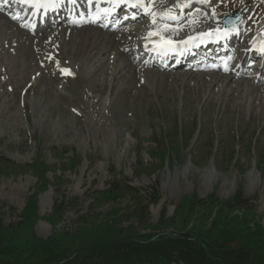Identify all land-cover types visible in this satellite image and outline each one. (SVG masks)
<instances>
[{"label": "rangeland", "instance_id": "374dc122", "mask_svg": "<svg viewBox=\"0 0 264 264\" xmlns=\"http://www.w3.org/2000/svg\"><path fill=\"white\" fill-rule=\"evenodd\" d=\"M242 4L249 14L256 1H224L219 12ZM12 51L0 49V258L103 264L119 241L170 245L169 264H203L188 256L192 247L212 264H264V108L255 92L222 95L226 81L181 80L180 70L154 86L133 79L117 96L122 81L104 66L84 83L93 94L82 97L71 81L77 94L62 99L49 69V82L24 91L38 68L33 55Z\"/></svg>", "mask_w": 264, "mask_h": 264}, {"label": "bare ground", "instance_id": "6f19581e", "mask_svg": "<svg viewBox=\"0 0 264 264\" xmlns=\"http://www.w3.org/2000/svg\"><path fill=\"white\" fill-rule=\"evenodd\" d=\"M130 1L134 2L135 0H130ZM144 1L145 2L143 4L136 3L140 6L135 7L141 10H143L144 8H148L146 16H144L145 17L144 22H140L139 20H136L135 24H133L132 22H128V24L130 25V27L128 28L133 29L137 33L136 40L139 44L142 45V47L146 46L145 42L148 40L149 36H151V34L153 33H158L159 35H163L166 38L181 42L184 38L188 36L201 34L203 30H209L221 26V23L219 22L218 19L220 18V16L216 14L214 7L211 8L210 3L204 0L201 2L193 1L190 2L189 4L186 3L183 4V11L182 14L180 15H174V13L172 12V10L175 9L174 6L175 0H144ZM3 2L4 0H0V4H3ZM0 9L5 10L6 8L4 7L2 8L1 6ZM128 13H132V12H128ZM16 14L17 11L14 12V15ZM171 17H174L175 19H172ZM1 18H5L3 20V23L0 22L1 50L7 47H16L11 55L16 59L21 60L31 55L37 56V53L39 52H44L45 55L48 58H50L54 56V51L60 48L59 50L60 53L62 54V60L58 61L57 67H59L60 71L64 68H68V71L71 73V75H73L74 80L72 81H78L80 83L81 86L80 90L82 91V97L87 96L88 93L93 94V92H90L89 91L90 89H88V87L84 83L90 80L91 77L90 75H92L93 72L96 73L101 72L102 71L101 69H103L102 67L104 66L108 68L107 60L113 61L112 63L114 64L113 65L114 68L112 69L113 70L112 74L122 81L121 83H118L114 88L116 90L115 92L117 93V96H122L123 94H125V92H127V88L131 86V81L133 79L136 80L135 86L140 83H142L143 85L144 83H146L145 84L146 86L147 85L153 86L155 85V82L162 77L163 72L159 73L152 67V65H155L152 63L156 61L155 60L156 55L148 52V50L145 51V55L142 54L141 51H138L136 54L133 55V57H136L139 53L143 55V57L137 64H134V59L133 58L131 59L130 56L127 55L125 49L122 47L121 40L116 38V36L112 32L110 33L96 28L93 29L91 26H86L85 28L80 27L79 31L77 30V28H73L70 30L68 28V25L63 26V22L61 21L60 24L55 26L56 27L55 32H52V34L48 33L49 36H52L51 38H54L53 42L49 44L43 43L39 46L38 44L33 43V39H29L28 32L24 31V29L20 25L16 26L14 24L16 21L15 17L12 18L8 15L0 14V19ZM124 26L125 24L123 25V27ZM47 28H44L42 30H46ZM12 31H16L17 33L13 34ZM68 31L69 33L66 34V32ZM130 34H132V32H130V30H127L126 35H130ZM253 35H256L253 41H257V40L260 41L263 39L262 42H264V27H261L260 29L251 32V36ZM2 36L4 37L1 38ZM5 39L7 40L6 42L8 44L5 42ZM66 39L69 42H66L65 41ZM22 40H24L28 44H24ZM122 43H125L127 47H129L130 45V41L126 39H123ZM31 44L34 45L35 51H33L32 48H29V46L31 47ZM51 45H53V51H47V47ZM180 47L184 48L183 46H179L178 49H180ZM95 50H98V52L96 51L95 53H93V51ZM22 51H23L22 53L23 55L19 57L20 56L19 54ZM124 53L128 56L130 61L125 56ZM123 56L128 59L127 63L125 61L124 63H122L120 58ZM185 73L179 76L181 80L186 78L187 75H192V73L194 72L191 73L185 72ZM196 73H194L195 76ZM71 75H68L67 76L68 78L62 77L65 82L62 85L55 86V94L60 96L62 99H63L62 92H66L67 94V92L71 93V91H74V94H77L75 89H73L72 87L70 89L69 79L71 77L69 76ZM168 77L171 78L172 75H168ZM221 77H223V79L227 78L228 79L227 83L231 82L232 84L231 87L233 90L231 91L230 94H234L238 86L240 88L242 87V92H244L242 93L243 96L245 94H247V96L250 94L252 95V92H255L256 93V94L254 93L255 97L261 98L260 101L262 102V107L264 108V99H263L264 90L255 88L254 86H252L251 88L250 86L252 84H247V82H245V80H242L241 78H235L238 76L232 73L229 74V76H223L221 74L216 73L215 82L216 83L218 81L220 82ZM37 79L40 78L36 77L35 81ZM201 82L202 83L204 82L201 78L197 79L196 85ZM227 83L225 86L219 87V93L221 92L220 94L223 95L230 92ZM243 86L246 87L243 88ZM133 89H135V87ZM39 93L43 94L44 91H40ZM92 97L96 98L95 95H93ZM109 99L111 98H109L108 96L103 97L102 104H105ZM72 101L74 100L72 99ZM93 102H95V100ZM106 112H109V109Z\"/></svg>", "mask_w": 264, "mask_h": 264}, {"label": "trees", "instance_id": "16d2710c", "mask_svg": "<svg viewBox=\"0 0 264 264\" xmlns=\"http://www.w3.org/2000/svg\"><path fill=\"white\" fill-rule=\"evenodd\" d=\"M118 245L110 247V252H103L101 253L103 264H169L168 261L164 260L163 255L167 254L168 251H171L170 245L167 244H160L157 246H152L151 244H139L138 243H123L116 242ZM179 250V249H178ZM174 249V251H178ZM187 254L189 257L193 255L194 259L202 260L203 264H212L214 260L208 257L205 252H198L194 251L192 247L187 248ZM109 253V254H108ZM180 253V252H179ZM46 252H44V255ZM161 257V259H160ZM66 257H62L64 259ZM81 258L79 256H72L65 259L62 263L63 264H87L82 260H78ZM83 259V258H82ZM182 260H185V257H181ZM50 262V261H49ZM0 264H14L10 261L0 258Z\"/></svg>", "mask_w": 264, "mask_h": 264}, {"label": "snow or ice", "instance_id": "6c2138e0", "mask_svg": "<svg viewBox=\"0 0 264 264\" xmlns=\"http://www.w3.org/2000/svg\"><path fill=\"white\" fill-rule=\"evenodd\" d=\"M24 2L25 3H27V0H24ZM140 5H138V4H136V5H133V7H139ZM172 19H175L174 17H171ZM153 22H155V21H153ZM64 74H66V75H71V73L68 71V70H66V69H62L61 70Z\"/></svg>", "mask_w": 264, "mask_h": 264}, {"label": "water", "instance_id": "95a60500", "mask_svg": "<svg viewBox=\"0 0 264 264\" xmlns=\"http://www.w3.org/2000/svg\"><path fill=\"white\" fill-rule=\"evenodd\" d=\"M232 23H233V21H231V22H227L226 25H230V24H232Z\"/></svg>", "mask_w": 264, "mask_h": 264}]
</instances>
